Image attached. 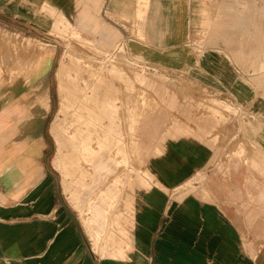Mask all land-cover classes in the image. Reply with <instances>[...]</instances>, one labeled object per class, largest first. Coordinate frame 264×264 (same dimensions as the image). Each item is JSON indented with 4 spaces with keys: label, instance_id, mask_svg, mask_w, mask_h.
<instances>
[{
    "label": "crops",
    "instance_id": "1",
    "mask_svg": "<svg viewBox=\"0 0 264 264\" xmlns=\"http://www.w3.org/2000/svg\"><path fill=\"white\" fill-rule=\"evenodd\" d=\"M256 5L255 15L224 10L204 46L184 44L182 26L166 33L165 49L143 46L166 63L184 58L164 67L189 75V97L174 111L159 110L156 151L144 160L154 186L125 220L105 226L94 204L99 224H87L48 165L34 158L29 173L23 159L0 152V264H264V0ZM134 9L135 0H0V23L43 31L58 16L88 22L94 15L110 26L126 16L128 42ZM103 27L106 40L114 36ZM187 54L196 61L190 73ZM19 91L0 86V129Z\"/></svg>",
    "mask_w": 264,
    "mask_h": 264
},
{
    "label": "rangeland",
    "instance_id": "2",
    "mask_svg": "<svg viewBox=\"0 0 264 264\" xmlns=\"http://www.w3.org/2000/svg\"><path fill=\"white\" fill-rule=\"evenodd\" d=\"M212 1L217 0H135L129 43L126 16L116 29L94 15L88 22L58 16L43 31L0 23V86L20 88L1 125L0 147L7 149L0 152L8 161L23 159L29 173L34 158L48 165L87 224L98 223L94 204L103 207L105 226L125 220L132 204L154 186L152 174L145 176L144 160L156 151L159 110L174 111L189 97V75L164 67H180L184 58L166 63L161 54L141 51L143 46L165 49L166 33L177 26L183 27L184 44L201 47L224 10L258 12L256 0H230V7ZM102 27L114 36L106 40ZM184 56L190 73L196 61ZM105 131L110 141L101 149L98 139ZM87 137L92 155L83 147ZM200 177L190 179L188 189Z\"/></svg>",
    "mask_w": 264,
    "mask_h": 264
},
{
    "label": "bare ground",
    "instance_id": "3",
    "mask_svg": "<svg viewBox=\"0 0 264 264\" xmlns=\"http://www.w3.org/2000/svg\"><path fill=\"white\" fill-rule=\"evenodd\" d=\"M25 57H26V56H25ZM81 116H82V115H81ZM93 117H94V116H93ZM86 122H87V121H86ZM86 122H85V123H86ZM78 124H79V123H78ZM108 133H109V132H108ZM109 141H110V140H109ZM87 150H88V149H87ZM87 150H86V151H87ZM89 156H90V155H89ZM85 157H86V155H85Z\"/></svg>",
    "mask_w": 264,
    "mask_h": 264
}]
</instances>
